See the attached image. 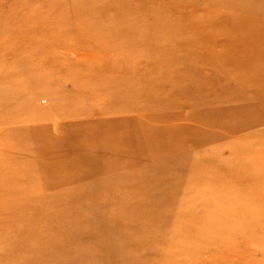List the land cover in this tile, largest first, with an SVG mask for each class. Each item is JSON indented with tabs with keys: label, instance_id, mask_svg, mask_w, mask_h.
I'll return each instance as SVG.
<instances>
[{
	"label": "rangeland",
	"instance_id": "1",
	"mask_svg": "<svg viewBox=\"0 0 264 264\" xmlns=\"http://www.w3.org/2000/svg\"><path fill=\"white\" fill-rule=\"evenodd\" d=\"M0 264H264V0H0Z\"/></svg>",
	"mask_w": 264,
	"mask_h": 264
}]
</instances>
